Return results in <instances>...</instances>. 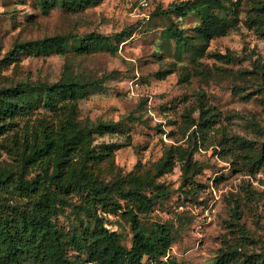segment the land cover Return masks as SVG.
<instances>
[{
	"label": "rangeland",
	"instance_id": "374dc122",
	"mask_svg": "<svg viewBox=\"0 0 264 264\" xmlns=\"http://www.w3.org/2000/svg\"><path fill=\"white\" fill-rule=\"evenodd\" d=\"M216 14L232 26L200 39L205 15ZM170 29L188 42L176 44ZM93 32L106 38L98 48L82 41ZM53 36L66 37L65 54L15 51ZM68 80L82 87L78 96L46 107L45 88ZM16 86L29 101L0 119V174L50 177L60 169L57 152L36 163L25 157L80 127L92 133L74 145L65 178L85 168L152 198L115 197L116 210L62 195L51 212L70 260L90 264L101 224L130 248V209L148 231L159 223L172 232L159 264H214L237 248L264 252V0H151L149 8L138 0H0V89ZM30 203L15 183L0 184V218ZM19 264L52 263L26 253Z\"/></svg>",
	"mask_w": 264,
	"mask_h": 264
},
{
	"label": "trees",
	"instance_id": "16d2710c",
	"mask_svg": "<svg viewBox=\"0 0 264 264\" xmlns=\"http://www.w3.org/2000/svg\"><path fill=\"white\" fill-rule=\"evenodd\" d=\"M190 5V1L181 3L178 6V13L185 16ZM231 26L227 17H221L219 14L205 15L198 28V35L200 39L209 40L217 34L224 33ZM169 33L171 38L176 39V44L179 46L188 42V37L178 29H170ZM105 39L103 35L93 32L85 35L82 41L88 43V47L98 48ZM67 49L66 37L53 36L20 44L15 51L47 55L65 54ZM79 85L76 81L68 80L46 87L43 95L45 106L54 108L60 101L76 98L82 89ZM27 98L29 93L21 86L0 89V119L22 109L21 101H29ZM114 128L113 125H99L96 130L106 132ZM1 133L2 126H0ZM91 133L78 127L73 133H63L59 144H56L53 139H47L43 144L32 149L24 159L26 163H36L57 152V163L60 169L46 179L39 181L43 175L28 180L17 173L0 174V184L15 183L20 192L31 197L28 210L17 211L16 214L7 212V215L0 218V264H19L23 254L26 253L41 256L52 264H77L67 257L66 246L52 217L51 209L57 201L62 200V195L78 193L84 196L87 205L110 203L116 210L122 206L114 202L115 197L127 201L137 200L141 203L152 201L151 197L143 193L139 185L125 187L123 178L104 183L95 179L93 174L85 168L74 170L69 176L64 177L61 168L70 156L74 145L86 142ZM126 214L131 222L133 233L131 247L127 248L122 244L117 232H112L101 224L99 233L88 245L90 264H146L148 261L160 263L165 260L174 242L170 229L164 224L157 223L152 230L148 231L133 209L126 211ZM95 218L98 222H102L97 214ZM232 262L234 264H264V252L249 255L246 252L239 253L238 248L222 250L214 264Z\"/></svg>",
	"mask_w": 264,
	"mask_h": 264
},
{
	"label": "built area",
	"instance_id": "2783aa9c",
	"mask_svg": "<svg viewBox=\"0 0 264 264\" xmlns=\"http://www.w3.org/2000/svg\"><path fill=\"white\" fill-rule=\"evenodd\" d=\"M138 3L139 5L142 7V8H149L150 5H151V0H138ZM166 258V257H165ZM164 258V259H165ZM146 264H159L155 261H148L146 262Z\"/></svg>",
	"mask_w": 264,
	"mask_h": 264
}]
</instances>
